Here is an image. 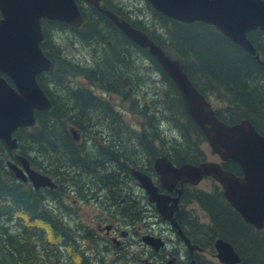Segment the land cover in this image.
Returning a JSON list of instances; mask_svg holds the SVG:
<instances>
[{"label":"trees","instance_id":"trees-1","mask_svg":"<svg viewBox=\"0 0 264 264\" xmlns=\"http://www.w3.org/2000/svg\"><path fill=\"white\" fill-rule=\"evenodd\" d=\"M146 4L153 14V21L148 22V25L144 21L130 19L123 11L112 6L109 0H103L104 8L127 18L133 26L144 30L168 54L183 63L184 71L195 87L206 98L213 95L220 102L216 107L212 105L220 120L233 124L246 119L264 136V31L257 28L258 34L254 33L255 31H251V35L247 34L259 55L258 60L213 25L201 21L180 22L158 12L147 1ZM91 7L93 11L89 15L86 7L82 6L84 23L80 27L59 20L42 21L45 38L41 45L45 54L54 62V68L40 76L39 83L47 95L51 96L52 106L50 109L36 112L35 126L22 127L16 131L15 136L22 155L30 160L34 158L33 165L55 178L61 192L64 191L69 176L72 179L75 177L76 165H81L86 171L90 170L88 166L91 162L88 160L92 158L88 154L86 156L88 150L75 144L71 130L90 133L93 129H88L87 124H90V120L97 114L103 113L117 122L120 120V114L115 112L108 98L102 99L103 97L93 90L72 87V90L68 88L69 91L67 89L63 96L54 95L48 89L50 84L59 86L58 83H68L70 86L69 78L80 75L102 93L121 95L131 110L138 109L137 112L145 116L146 128L144 127V133L138 139L141 145L139 146L146 152L149 160L146 173L152 171L153 161L161 156L168 157L178 165L204 161L207 156L200 148L207 140L202 130L185 112L180 94L171 79L146 49L133 43L104 12ZM103 20L107 21L118 35L146 53V59L152 69L161 74L167 90L164 91L161 102L155 107L153 105V111L148 110L149 106L146 107L145 104L137 106L136 101L131 98L130 88L134 87L129 86L131 82L126 71V55L121 54L119 49L123 44L118 45L117 37L115 41L111 39L112 35L108 34L109 27L104 26L106 24ZM47 25L86 28L88 32L85 35L93 36L103 44L102 58L95 59V63L87 66L64 57L58 42L49 35ZM159 117H162V121L172 122L180 132L179 138H173V143H166V137L162 135L164 130L159 129ZM156 141L160 142V145H155ZM30 149L38 153V157L40 155L43 160L38 161L30 154ZM102 152L109 156L110 166H114L117 161L124 168L128 167L129 169L123 171L129 170L132 176L131 169L144 170L138 163L139 158L131 159L139 154L135 153L133 156L124 152L119 144L112 148L107 147ZM98 157L93 155L95 160H98ZM11 159H14L13 150L0 139V264H33L37 247L41 246L47 252L45 258L40 260L41 264H52L49 259L59 258L66 250L71 256L78 257L79 264H90L89 259L81 254L83 252L74 237V234L82 231L81 227L74 224L73 228L63 215L58 216L49 208L47 196L52 194L60 198V193L38 189L31 182L18 179L8 168L7 161ZM140 160L145 159L141 156ZM94 163H101L103 167L102 160L94 161L90 165ZM222 166L237 175L241 174L240 166L231 159L223 162ZM97 170L98 168L94 167L93 171L88 173H97ZM102 172V180L107 181L108 185L112 184V180H121L120 175L117 177L116 169ZM115 185L117 187V183ZM181 200L195 204L204 212L206 221L193 211H190L189 215H192L191 219L195 221L192 222L191 228L196 230L198 237L206 229L210 232V240L205 242V245L215 243V240L220 238L232 245L240 257V264H264V228L258 229L245 222L227 202L220 185L214 183L210 192L195 187L186 188ZM125 212L132 216L130 219L133 221H140L141 218L144 220L138 210L131 211L126 208ZM189 215L180 218L179 224L182 228L186 221L190 223ZM10 221L16 222V232L9 226ZM83 232L85 239H99V235L91 229L83 228ZM3 237L6 242H1ZM32 241H36V245ZM92 241L88 243H94ZM1 243H4L5 247ZM95 245L99 248V244ZM5 250L8 251L4 253Z\"/></svg>","mask_w":264,"mask_h":264},{"label":"water","instance_id":"water-1","mask_svg":"<svg viewBox=\"0 0 264 264\" xmlns=\"http://www.w3.org/2000/svg\"><path fill=\"white\" fill-rule=\"evenodd\" d=\"M110 17L118 28L136 45L146 48L162 71L177 88L186 113L204 133L211 150L221 161L237 162L241 175L222 167L218 162L184 163L174 166L162 156L154 161V169L162 186L172 190L178 183L196 185L204 176H211L223 189V195L241 217L254 227H264V136L246 119L227 124L220 120L211 103L194 86L184 71L183 63L171 57L146 32L127 19L101 6V0H85ZM157 11L185 23L201 21L212 24L233 42L259 60L255 48L246 36L254 28L264 30L263 0H147ZM0 139L16 150L19 146L15 132L20 127L36 124V111L50 109L52 103L38 81V75L51 71L54 62L44 53L42 20H61L79 27L84 17L78 0H0ZM264 63V62H263ZM78 138V132L72 129ZM16 158L21 166L8 160V168L18 179L31 181L35 187H57L52 178L32 168L22 154ZM133 173L146 190L158 213L176 226L174 211L179 196L169 204L168 195L158 192L151 178L144 172ZM172 186V187H171ZM150 244L154 242L148 237ZM146 241V236H145ZM216 257L223 264H237L240 257L232 245L215 240Z\"/></svg>","mask_w":264,"mask_h":264},{"label":"rangeland","instance_id":"rangeland-1","mask_svg":"<svg viewBox=\"0 0 264 264\" xmlns=\"http://www.w3.org/2000/svg\"><path fill=\"white\" fill-rule=\"evenodd\" d=\"M109 1L111 2L112 6L123 11L124 14L127 15L130 19H133L138 22L144 21L147 25L148 22L153 21V14L149 11L146 4V0ZM80 3L83 7H86V12L90 15L93 11L92 8L87 3ZM103 22L104 24H106L104 26L109 27L110 32L108 31V34L112 35L111 39L115 41V38L117 37V39L119 40L118 45L123 44L121 48L119 46V49L121 50V54L126 55L125 61H127L126 65L128 67L126 71L127 74H129L131 82L129 86L134 87L132 88L131 98L136 101L137 106H144L145 104L146 107L149 106V108H151H147L148 110L153 111V105L155 107V105H158L161 102V99L164 96V91L167 90L166 84L162 80L161 74L159 72H155L152 69L149 60L146 59V53L137 49L136 46L130 44L126 39L118 35V32L115 31L107 23V21L103 20ZM46 28L48 30L49 35L52 38H55L56 42H58V44L60 45L62 49L61 54L64 57L71 59L74 62L84 63L87 66L95 63V59L100 60L102 58V53L104 49L103 44L101 42H98L95 38H93V36L85 35L88 32L86 28H62L54 25H47ZM114 45L117 46L115 42ZM69 79L71 81L70 86L68 83H58L59 86L57 84V86L50 84L48 86L49 91H51L54 95L64 96V93H66L68 88H71L70 90H72V87H74V89H90L93 90L94 93L101 95L103 97L102 99L108 98L111 106L115 109V112L120 114V120L118 122L108 116H105L99 111L98 112L101 115L97 114L96 117H93V119L90 120V124H87V126L88 129H93V132L81 133V145H78L88 150L86 156L87 154L90 156L95 154L99 156L98 160L106 161L108 159H106V156L105 154H103L102 150L107 149V147L112 148V146H114L115 144H119L124 152H128L133 156L135 155V153L136 155L139 154L138 157H134L131 159L139 158L138 163L142 168L146 169L149 160L146 156V152H144L143 148L140 147L141 145L139 144L138 139L144 133V123H146L145 116L139 114L137 112L138 109L134 111L131 110L129 104L123 101L124 99L123 97H121V95L119 96L102 93L101 90L89 84L83 76L77 75L74 77H70ZM207 99L214 107L220 104V102L216 100V97H214L213 95H208ZM158 119H160L159 129L164 130L162 131V135L166 137V143H173V138H179L180 132L172 122H167L166 120H163V123L162 117H159ZM155 145H160V142L156 141ZM200 149L206 153V156L209 160L219 161L218 156L211 151L207 142L202 143ZM29 151L30 154L33 155L37 160H43L40 155L38 157V153H35L34 150L32 151L30 149ZM141 156L145 159L144 161L140 160ZM16 163L18 162L16 161ZM106 164L110 165L109 163ZM82 168L83 167L81 165L80 167L76 165V170L74 173L75 177L72 179V177L69 176V181L65 182L64 186H66L67 188L65 187L64 191L62 192L60 189H58V192L60 193V198L52 194H49L47 196L48 204L50 205V210H52L54 214L58 216L63 215L62 217H65V220L70 223L73 228L74 224L81 227L82 231L80 233L74 234V237L76 238V240H78L77 244H79L80 250L83 252L81 254L89 259L90 264H138V261L136 262V259L133 258V252L136 249V245L131 247L130 252L126 255L124 254L123 256L116 257L113 250L100 253V251L98 250L99 248H97L95 244H100V246L102 247L104 245L102 240L99 241V239H97L96 241H92L85 239L82 236L84 234V227H82V225L92 224L93 221L96 224V221L93 219L96 218V216L105 213V207L103 206L104 201L97 200L92 195L87 196V194L90 192L89 190L92 191L96 189L95 187L90 186L95 185L96 182L99 183L102 188L108 186L107 181L102 180V171H97V173H88L85 169ZM110 169H116L117 177L119 175L121 177L120 182H116L117 188L119 190H125L124 193L132 191L134 195V202L128 203V208H130L131 211L138 210L140 216H146V192L141 187L137 179L129 173V170L127 172H124L123 169L120 168V165L117 161L114 163V166H111ZM214 183L216 182H214L210 178H205L198 185H196V188H198L199 190H205L210 192ZM67 193L69 194V198L67 196ZM142 198L143 200H141ZM136 199L140 202L135 203ZM74 200L76 201V203L73 202ZM172 202L173 208L176 201ZM119 205L120 201L117 200V206L114 209H111V211L117 210V218L121 220L122 223L120 227H129L134 231L140 230L143 233L146 232V219L143 220L141 218L140 221L138 219L135 221L131 220L126 216V212L125 214H123L122 212V210H125V207ZM189 209L199 216L204 217L205 215L204 212L201 211L195 204L190 205ZM151 212L154 217H156V211L153 207L151 208ZM68 213L71 215H69ZM24 220L26 224L29 225V222H27L26 219ZM151 221L153 222L157 220H154V218L152 217ZM15 223V221L8 222L9 226H11V228H14V230L17 226ZM103 225L106 224L103 223ZM161 225L162 224L156 222L152 226L155 230H157L159 227H161ZM14 232H16V230ZM88 241H92L95 244L88 243ZM1 242H6V238L3 237L1 239ZM32 242L36 245V241ZM1 245L5 247L4 243H1ZM7 251L8 250H5L3 252L5 253ZM36 253V259L34 258L32 262L33 264H41L40 260L45 258L47 252L41 246L37 247ZM58 260L60 262H58ZM49 262L52 264H79L78 257L71 256V254H69L67 250L66 252L64 251L59 258L49 259Z\"/></svg>","mask_w":264,"mask_h":264},{"label":"flooded vegetation","instance_id":"flooded-vegetation-1","mask_svg":"<svg viewBox=\"0 0 264 264\" xmlns=\"http://www.w3.org/2000/svg\"><path fill=\"white\" fill-rule=\"evenodd\" d=\"M101 3L103 5V0H101ZM89 6L91 7L93 5L90 4ZM93 7L96 8L95 6ZM81 10L83 12V9ZM251 31H255L254 33L258 34L257 28L251 29L247 34L251 35ZM45 73L46 72H43L38 75V81H39V77ZM0 75L5 76L8 82L13 85L12 80L7 75L3 73H0ZM48 97L49 99L51 98V96ZM72 136L75 141V144L81 145L80 143V141L82 140L81 133H78L77 139L75 138L74 135ZM18 152L19 154H22L20 149L18 150ZM108 157L109 156L106 154V159H108ZM91 158L93 159V160L92 159L89 160L91 163L94 161L95 162L100 161V160H95L93 158V155H91ZM33 160H30L31 165L35 169L41 171L35 165H33L34 164ZM108 160L103 161L104 169L102 168L101 163L98 164L94 163L95 165L94 164L90 165L91 163L90 164L88 163L89 164L88 167L90 168V170H88L87 172L93 171L94 167L98 168L97 171L110 169L111 166L106 164V163H110V161ZM208 160L209 159L206 157L204 161H208ZM17 162L20 164V161ZM120 168L124 170L128 167L124 168L122 165H120ZM144 170L146 171V169ZM151 170H152L151 172L146 174L151 176L152 181L159 186L160 192L166 193L168 195L169 197L168 202L170 204L172 203L171 198L179 196L178 207L173 213V217L175 218L176 221V226L172 225L168 219L161 217L156 212H155L156 217H154V215L151 212V208L152 207L155 208V207L150 202L149 197L146 194V216L142 215L144 217V220L146 219V232L143 233L140 230L134 231L129 227L127 228L120 227L122 223L121 220L117 218V210L111 211V209H114L117 206V200L120 201L119 206H123L125 207V209L126 208L130 209L128 208V203L134 202L133 200L135 199L132 191L128 193H124L125 190H119L116 187L115 185L116 181L114 180L111 181L112 184H109L107 187H103V188L101 187V185H99V183L96 182L95 185L90 186V187H95L96 189L92 191L89 190L90 192L87 194V196L92 195L95 197V199L104 201L103 206L105 207V213H102L101 215L96 216V218L93 219L96 221V224L93 221L92 224H83L82 227H84V229H91L93 232L99 235V241L103 240L104 245L102 247L100 246V244L98 245L99 247L98 250L100 251V253L113 250L116 257H120L123 256L124 254L126 255L127 253H129L130 248L136 245V249L133 252V258L136 259V262L138 261V264H222L216 259V249L214 247V243L211 244L210 242V244L208 243L207 245H205V242H208L210 240L208 234L209 231L207 229L204 230L202 232V235L198 237L196 234V230L191 228V225H193L192 222H195L194 220L191 219L192 215H189V212L192 211L189 209V206L192 204L184 203L181 200V198L183 193L185 192V189L192 186H190L187 183H183L181 194H178L176 190L180 188V185L177 183L175 187L171 186L172 190L169 191L167 190L166 186L162 187L159 185L158 176L156 175L153 168ZM130 171L131 173H133V169H131ZM50 177L56 183L55 178H53L52 176ZM42 188L43 190L51 191V193L52 191H55L54 194L59 193L58 192L59 185L57 188H51V187H45V188L42 187ZM67 196L69 198L68 193ZM141 200H143V198ZM73 202L76 203L75 200ZM139 202L140 201L136 199L135 203H139ZM122 212L123 214H125L124 210H122ZM186 214L190 216L189 221L191 224L188 221H186L184 227L182 228L179 224L180 218H183L184 215ZM126 216L128 218H132V216L129 214L128 215L126 214ZM152 217L154 218V220L157 221L152 222L151 221ZM202 218L203 220L206 221V216ZM156 222L162 224L161 227H159L157 230H155L152 226ZM103 223H105L106 225H103ZM145 236H146V241H145ZM148 237H152L157 240H154V242L150 244L149 242L151 241H149Z\"/></svg>","mask_w":264,"mask_h":264},{"label":"bare ground","instance_id":"bare-ground-1","mask_svg":"<svg viewBox=\"0 0 264 264\" xmlns=\"http://www.w3.org/2000/svg\"><path fill=\"white\" fill-rule=\"evenodd\" d=\"M255 48V47H254Z\"/></svg>","mask_w":264,"mask_h":264}]
</instances>
